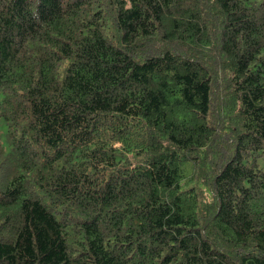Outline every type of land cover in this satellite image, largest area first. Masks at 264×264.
<instances>
[{"label":"trees","instance_id":"trees-1","mask_svg":"<svg viewBox=\"0 0 264 264\" xmlns=\"http://www.w3.org/2000/svg\"><path fill=\"white\" fill-rule=\"evenodd\" d=\"M0 264H264V0H0Z\"/></svg>","mask_w":264,"mask_h":264}]
</instances>
